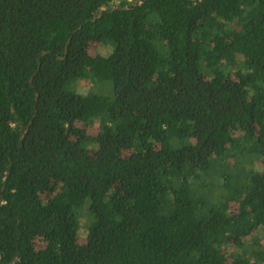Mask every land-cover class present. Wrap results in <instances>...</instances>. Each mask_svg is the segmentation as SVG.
I'll return each instance as SVG.
<instances>
[{"label": "trees", "instance_id": "1", "mask_svg": "<svg viewBox=\"0 0 264 264\" xmlns=\"http://www.w3.org/2000/svg\"><path fill=\"white\" fill-rule=\"evenodd\" d=\"M30 263L264 264V0H0V264Z\"/></svg>", "mask_w": 264, "mask_h": 264}, {"label": "rangeland", "instance_id": "2", "mask_svg": "<svg viewBox=\"0 0 264 264\" xmlns=\"http://www.w3.org/2000/svg\"><path fill=\"white\" fill-rule=\"evenodd\" d=\"M105 49L102 48L101 46H99L96 43L90 44L89 46V51L91 54H95L96 52H102ZM76 89H79L80 91L86 93V91H95L97 93H101V94H105L108 96H112L113 95V87H112V83L110 80L104 79V80H98L95 85L93 84V82H91L90 80L87 79H79L77 81V85H76ZM82 126H86L88 129V132L91 134H96L98 129H99V124L96 122L93 125H84L82 124ZM82 239L80 240L81 242L84 241L83 236H81ZM43 244V241L41 238H37L35 240V247L38 248ZM31 264V263H30Z\"/></svg>", "mask_w": 264, "mask_h": 264}]
</instances>
